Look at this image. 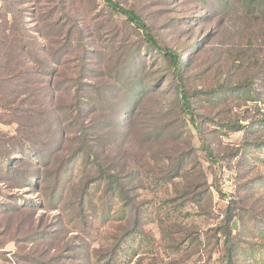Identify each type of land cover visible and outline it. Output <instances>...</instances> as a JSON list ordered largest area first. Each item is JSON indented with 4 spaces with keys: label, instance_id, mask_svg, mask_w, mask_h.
I'll return each mask as SVG.
<instances>
[{
    "label": "rangeland",
    "instance_id": "1",
    "mask_svg": "<svg viewBox=\"0 0 264 264\" xmlns=\"http://www.w3.org/2000/svg\"><path fill=\"white\" fill-rule=\"evenodd\" d=\"M116 1L182 55L197 127L106 0H0V264H221L228 210L264 241V10Z\"/></svg>",
    "mask_w": 264,
    "mask_h": 264
},
{
    "label": "trees",
    "instance_id": "2",
    "mask_svg": "<svg viewBox=\"0 0 264 264\" xmlns=\"http://www.w3.org/2000/svg\"><path fill=\"white\" fill-rule=\"evenodd\" d=\"M108 5L111 9L126 17L127 22L131 24L135 30L142 36L144 41L155 51H157L162 58L164 59L165 63L171 70V75L173 79L177 83V89L180 94L181 99V107L182 109L190 115V119L192 123H194L197 127V120L195 119L192 102L190 99V92L185 84V70H184V61L182 60V55L177 52L175 49L168 45L162 44L155 33L153 32V28L143 19V17L137 13L135 10L126 8L122 6L116 0H106ZM248 10H256L258 12H262L264 10V0H247ZM8 52L6 55H8ZM7 62V57L5 59ZM262 88L264 89V78L262 81ZM244 95L248 96L253 94V90L248 89L247 87L244 88ZM240 90V92H242ZM234 93V92H232ZM239 95V94H238ZM216 99H219L220 96H216ZM258 124L264 128V113L262 116L257 120ZM259 145L264 150V142H259ZM205 149H207L208 154L212 155V151L209 146L205 145ZM264 178H261L263 180ZM232 210H228L227 212V225L226 228L227 232L225 231L226 236V254L224 255L223 259L221 260V264H237L236 256L238 253H241V256H245V259H251L256 264H264V241L257 242L251 248L246 249L244 246L240 245L236 241L232 240V233L230 230V223L234 218V214ZM229 225V226H228ZM242 251V252H241ZM112 259V258H111ZM110 261H114L113 259ZM108 261L107 263H112Z\"/></svg>",
    "mask_w": 264,
    "mask_h": 264
}]
</instances>
